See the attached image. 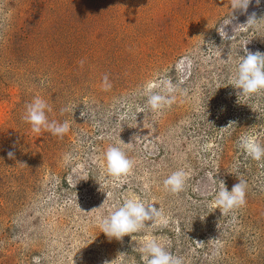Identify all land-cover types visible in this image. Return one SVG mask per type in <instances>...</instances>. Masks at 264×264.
<instances>
[{
    "label": "rangeland",
    "instance_id": "obj_1",
    "mask_svg": "<svg viewBox=\"0 0 264 264\" xmlns=\"http://www.w3.org/2000/svg\"><path fill=\"white\" fill-rule=\"evenodd\" d=\"M233 3L0 0V264H143L146 237L182 264H264V160L239 147L245 135L264 146V94L231 86L237 52L264 53V20L246 26L264 0ZM153 93L172 103L153 110ZM37 97L68 123L62 136L24 121ZM113 145L133 161L120 177L106 168ZM178 170L172 193L163 181ZM239 179L245 204L224 212L219 181L231 192ZM131 194L161 221L110 240L102 218Z\"/></svg>",
    "mask_w": 264,
    "mask_h": 264
},
{
    "label": "clouds",
    "instance_id": "obj_2",
    "mask_svg": "<svg viewBox=\"0 0 264 264\" xmlns=\"http://www.w3.org/2000/svg\"><path fill=\"white\" fill-rule=\"evenodd\" d=\"M251 0H234L232 7L235 10H247ZM257 5L261 0H256ZM234 17L224 20L217 27L219 35L224 39H231L225 31V26L229 25ZM262 20L255 19V13L249 17L247 25H257ZM240 26V27H246ZM245 54L238 55L235 63L234 73L231 77V86L240 90L238 96H254L264 94V53L259 51L253 53L243 49ZM227 61V60H226ZM230 62V61H228ZM172 103L170 98H167L159 93H153L148 96L147 104L153 109L158 110L166 104ZM48 105L44 100L37 97L26 106V111L23 116L25 122L30 124L31 130L34 133L41 132L42 129L50 131L53 135L62 136L68 131L69 125L67 122L57 123L49 121L46 115ZM62 109L61 111H66ZM121 144H125L120 140ZM126 145V144H125ZM239 147L250 156L253 160H264V146L257 142L253 135H245L239 141ZM9 158H13L12 152L8 153ZM107 172L110 176L120 177L126 175L133 167V161L128 158L126 153L118 146H109L104 153ZM186 183V174L183 171H175L163 181L164 188L172 193H178L183 190ZM222 190L217 193L216 203L222 207L224 212L233 210L245 204L247 185L243 180L239 179V183L234 185L231 192L227 190L224 183ZM223 214V213H222ZM162 212L156 209L153 205L145 206V203L136 195L131 194L125 196L122 203L119 204L109 215L102 218L101 228L110 240H122L125 236L145 231L149 227H154L160 222ZM149 222H151L149 224ZM164 237H146L142 240L139 246L134 249L140 253L143 264H182V260L173 256L165 247ZM126 254L120 253L117 258L111 262L105 261L104 264H116V261L121 256ZM40 257H34V260L39 262Z\"/></svg>",
    "mask_w": 264,
    "mask_h": 264
}]
</instances>
